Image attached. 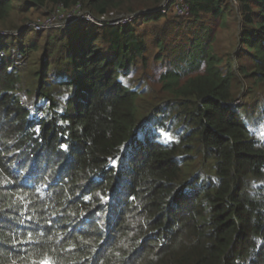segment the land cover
I'll use <instances>...</instances> for the list:
<instances>
[{"label":"trees","instance_id":"trees-1","mask_svg":"<svg viewBox=\"0 0 264 264\" xmlns=\"http://www.w3.org/2000/svg\"><path fill=\"white\" fill-rule=\"evenodd\" d=\"M162 1L0 0V264H264V0H238L225 61V0L107 22ZM72 10L105 23L11 34ZM50 33L27 91L21 64Z\"/></svg>","mask_w":264,"mask_h":264},{"label":"rangeland","instance_id":"rangeland-1","mask_svg":"<svg viewBox=\"0 0 264 264\" xmlns=\"http://www.w3.org/2000/svg\"><path fill=\"white\" fill-rule=\"evenodd\" d=\"M166 0H163L159 5H155V6H147V7H142L141 9H137L135 11V13L133 14H127V15H121V16H111L110 19H108V21H112L114 19L116 21H120L123 20L124 21H128L127 19H130L138 16V15H142V14H149L152 13L154 11H156L158 8H160L162 5H164L163 3ZM137 5V4H135ZM224 7L226 9V17L224 21H217L216 24V30H215V38H214V43L212 44L214 52L219 58L223 59L224 61L229 58L231 55L234 56V54L236 52L239 51V40H238V33L241 27V16H240V6H239V1L238 0H225V4ZM182 13H184V11H182ZM189 14V13H188ZM187 13H184L183 15H180L179 13V8L178 7H173L171 6H167V11L164 12L165 17H163L162 19H159L160 21H158V23L156 25L161 26L162 24L165 23V21H169L172 18L177 20H182L183 18L188 17ZM161 14H158V16ZM93 22H90L94 25H100V23H105V21L103 20H99L93 17ZM107 21V22H108ZM130 21V20H129ZM128 21V22H129ZM83 22L84 24H87L89 21H87L86 19H84V21L82 19H80V17L78 16V12H76V10H72L70 12H58L55 11L51 14H48L46 16H43L42 18L36 14H34L33 16H30L28 20H26V22L21 23V28L17 31H13L11 34H18L20 33V31H23L22 29H26L29 28L31 29L30 32L27 33V39L30 37H35L36 34L42 33L44 34L46 31L52 30V29H58L61 28L62 26L65 27H69L71 25H75L77 23ZM118 22H115L114 24H110V22H108L110 25H119ZM127 23V22H126ZM142 25H139L138 28H140L141 31L145 30L146 28H151V27H155L156 25H154L151 21L147 22L144 21L142 22ZM35 25H39L40 29L38 31L35 30ZM138 25V24H135ZM64 27V28H65ZM53 31V30H52ZM10 33V32H9ZM5 34V33H4ZM48 35V34H47ZM52 33H50V39L48 40L45 36V38H41L39 39L38 42V51L34 52L26 62H22V66L24 65V69L26 71L25 74V89L27 91L33 92L36 89V86L32 85L31 83V79L29 76L34 75L38 70V65L40 63V60L42 58V53L44 52V47L47 43L54 44L53 41L55 40V37H52ZM4 36L3 34L0 33V37ZM42 37V36H41ZM146 38V42L148 44V49L151 50L152 55H154V53H157V48H154V46L152 45V39L148 36L145 35ZM56 41V40H55ZM151 62V61H150ZM240 65V64H238ZM161 65L160 64H155L153 65L151 63V67H149V72H153L154 68H159ZM241 87L235 88L234 89V95L235 97H237V102L240 100L241 101V106L244 107V105L247 106V110L250 109V107L252 108L251 111H256L258 109L257 106V100L258 98L262 97V93H259L257 91L251 90V86H252V80L249 78H241ZM31 96V95H30ZM30 96H28L30 98ZM254 115V114H253ZM263 121H258L255 120L254 124H251V127H255L258 125V132L259 134L262 136L264 135V122L261 123Z\"/></svg>","mask_w":264,"mask_h":264},{"label":"built area","instance_id":"built-area-1","mask_svg":"<svg viewBox=\"0 0 264 264\" xmlns=\"http://www.w3.org/2000/svg\"><path fill=\"white\" fill-rule=\"evenodd\" d=\"M164 5H162L161 7V13H164L165 11H167V6H173V7H178L179 8V13L180 15H183L184 13H187L188 14V7L187 5L185 4L184 0H166L164 3ZM182 11H184V13H182ZM77 12V11H76ZM78 16L80 17V19H82L84 21V19H86L87 21H89L88 23L90 22H93V17L89 16V15H86L82 12H78ZM128 21L130 19H127ZM128 21H124L123 20H120L118 23L119 24H124ZM40 29L39 25H35V30L38 31Z\"/></svg>","mask_w":264,"mask_h":264},{"label":"snow or ice","instance_id":"snow-or-ice-1","mask_svg":"<svg viewBox=\"0 0 264 264\" xmlns=\"http://www.w3.org/2000/svg\"><path fill=\"white\" fill-rule=\"evenodd\" d=\"M66 147V146H65ZM41 264H51V261H49V260H43L42 262H41Z\"/></svg>","mask_w":264,"mask_h":264},{"label":"clouds","instance_id":"clouds-1","mask_svg":"<svg viewBox=\"0 0 264 264\" xmlns=\"http://www.w3.org/2000/svg\"><path fill=\"white\" fill-rule=\"evenodd\" d=\"M162 7V6H161ZM161 7L160 8H158L156 11H154V12H161ZM154 12H152V13H154ZM108 22H110V21H108ZM12 33V32H11ZM6 34V33H5ZM5 34H3V35H5ZM14 35H16V34H14Z\"/></svg>","mask_w":264,"mask_h":264},{"label":"water","instance_id":"water-1","mask_svg":"<svg viewBox=\"0 0 264 264\" xmlns=\"http://www.w3.org/2000/svg\"><path fill=\"white\" fill-rule=\"evenodd\" d=\"M115 22H118V21L115 20ZM115 22H114V19H113L112 21H110V24H114Z\"/></svg>","mask_w":264,"mask_h":264}]
</instances>
